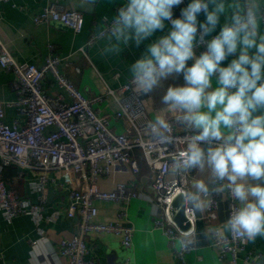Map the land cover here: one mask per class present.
<instances>
[{
    "label": "built area",
    "instance_id": "1",
    "mask_svg": "<svg viewBox=\"0 0 264 264\" xmlns=\"http://www.w3.org/2000/svg\"><path fill=\"white\" fill-rule=\"evenodd\" d=\"M34 21L37 24L60 21L76 33L81 32L85 25L83 12L65 8L58 0L50 2L42 11L36 13ZM95 33H91L87 43L80 48L83 53L96 42ZM199 34L198 25L197 41ZM215 35L217 34L211 33L206 36L204 43L194 47V51L200 54L206 51L207 41ZM61 63L62 57L56 53L53 44H49V54L40 66L19 63L10 50L0 44V65L15 75L14 87L17 93L15 100H0V207L5 220L11 223L20 215L40 218L50 183L61 177L63 172L70 171L80 175L84 186L73 188L69 193L67 215L79 217V231L60 240L59 254L66 259V264H99L96 258L88 257L86 236L91 232L119 235L124 248L131 249L135 227L129 218L128 207L136 198L151 202L153 229L160 230L168 239L174 251L175 264H188L187 255L196 248L197 243L194 240L193 245L181 249L177 238L182 232L195 236V223L200 218L206 222V234L216 249L219 260L238 264L240 252L245 250L244 241L233 238L231 233H224L217 224L220 198L225 196L227 199L229 218L232 207L237 203L228 192L223 195L214 193L213 204L206 209L205 215L194 213L185 207V213L191 222L188 231L182 230L173 221L170 212L173 199L182 190H191L192 181L197 177L192 170L179 175H174L170 170L172 152L183 145L177 146L173 143L161 146L151 139L146 127L152 120L145 105L147 94L139 93L129 78L118 88L107 87L102 95L88 98L64 74ZM47 75L53 77L70 100H65L63 94L53 97L44 90L43 83ZM109 96L115 98L118 109L114 113H101L94 105ZM6 107H15L18 110L19 117L12 123L5 120ZM23 118L25 121L21 124ZM112 120H121L124 123L123 131L111 127ZM169 121L174 136L182 138L190 134L178 130L174 120ZM136 150L141 152L149 167L153 178V194L139 190L133 180L119 181L111 190L103 189L99 184L103 177L117 171H126L133 176L140 173ZM10 165L19 167L18 175L21 177L31 171L38 173L35 182L37 201L20 196L6 183L4 170ZM212 186L214 185L210 187ZM97 201L121 204L116 218L106 222L98 221ZM214 229L217 230L215 233ZM2 258L3 253L0 251V259ZM261 258V252L248 251L242 261L244 264H264Z\"/></svg>",
    "mask_w": 264,
    "mask_h": 264
},
{
    "label": "clouds",
    "instance_id": "2",
    "mask_svg": "<svg viewBox=\"0 0 264 264\" xmlns=\"http://www.w3.org/2000/svg\"><path fill=\"white\" fill-rule=\"evenodd\" d=\"M112 2L84 0L89 7ZM183 2L122 0L111 20L97 28L98 54L120 57L132 44L139 46L163 30L165 21L170 22V31L147 44L128 72L141 94L152 93L182 73L185 84L169 85L161 103L176 114V125L190 134L174 136L172 124L163 115L148 122L147 130L161 146L183 145L172 152L169 167L174 175L208 170L207 180L194 179L191 190L181 191L183 205L194 213L203 212L213 204L214 193L228 192L237 203L223 230L255 244L264 240V0H190L180 18H173V8ZM201 12L206 20L199 23L197 41ZM222 15L226 22L197 56L194 47L216 31ZM238 50V56L222 67ZM190 60L193 63L188 66ZM194 242L191 233L182 232L177 238L181 249Z\"/></svg>",
    "mask_w": 264,
    "mask_h": 264
},
{
    "label": "crops",
    "instance_id": "3",
    "mask_svg": "<svg viewBox=\"0 0 264 264\" xmlns=\"http://www.w3.org/2000/svg\"><path fill=\"white\" fill-rule=\"evenodd\" d=\"M55 0H11L0 1V44L6 46L16 61L19 63H33L38 66L45 62L49 54V44H53L56 53L62 57L61 69L64 74L78 87L88 98H94L105 93L107 87L118 88L126 83L130 77L128 67L139 59L145 52L147 44L166 35L171 24L165 21L163 30H157L149 40L139 46L132 44L123 51L120 57H102L98 54L97 41L83 53L80 48L87 43L91 33L96 32L98 26L116 14L122 6V0H114L112 3L98 4L94 7L85 5L84 0H58L65 8L77 9L84 14L85 25L81 32L76 33L65 25L54 21L36 23V13ZM185 4L173 8V18H180L181 10L187 7ZM211 7V6H210ZM107 17V20L105 19ZM198 25L206 20L203 12L198 14ZM226 17L221 16L215 32L218 34ZM264 31V25L261 28ZM197 56L199 52L194 51ZM236 54L230 55L221 63L227 67ZM191 66L193 61H188ZM15 75L6 71L0 65V100L12 101L17 98L14 87ZM212 87L217 86L216 77H212ZM185 81L183 74L169 78L163 85L145 96V105L149 117L153 120L156 115H163L167 119L175 121V113L169 112L167 106L161 103L162 95L169 85L183 86ZM44 90L51 96L57 97L63 94L65 100H70L68 94L59 87L51 75H47ZM101 113H114L118 109L114 97H106L101 103H95ZM259 114V113H257ZM19 117L15 107H6L5 120L12 123ZM25 119L23 118L21 124ZM111 127L117 131H123L124 123L121 120H112ZM178 130H183L177 126ZM51 130V128L49 129ZM207 148L208 145L204 144ZM135 153L139 155V151ZM140 173L133 176L129 172H115L110 176L99 180L100 186L105 190H111L119 181L133 180L139 190L153 194L152 175L147 162L140 158ZM197 179L209 178L207 169L192 170ZM38 173L28 172L15 184L17 193L24 197L37 201L35 182ZM51 175V173H50ZM212 184H210L211 186ZM84 183L79 174L65 171L55 182H51L45 208L40 218L32 215H20L11 223L7 222L3 210L0 207V251L3 258L0 264H66V259L59 254L60 240L68 238L79 231V217H69L67 209L70 198L69 193L73 188H83ZM223 195V194H222ZM221 195V196H222ZM99 208L98 221L106 222L116 218L121 204L112 201H97ZM129 218L135 227L133 246L126 249L122 245V237L113 233L91 232L86 236L89 248L88 257H94L99 264H175L173 249L166 236L158 229H153V215L151 202L146 199H133L128 207ZM205 211L200 212L205 215ZM228 202L225 196L220 198L218 221L222 231L225 232L224 223L228 220ZM205 229H206V222ZM192 238L197 243L196 236ZM35 241V243H34ZM245 243V250L240 252L238 264H244L243 256L248 251L262 253L264 262V240L258 239L255 244ZM130 258L131 260H127ZM188 264H229L221 261L217 251L213 247L208 235L197 243L196 248L187 255Z\"/></svg>",
    "mask_w": 264,
    "mask_h": 264
},
{
    "label": "water",
    "instance_id": "4",
    "mask_svg": "<svg viewBox=\"0 0 264 264\" xmlns=\"http://www.w3.org/2000/svg\"><path fill=\"white\" fill-rule=\"evenodd\" d=\"M56 23L64 25L60 21H55ZM181 192H179L175 198L173 199L172 202V207H171V217L173 221L178 225L182 230L188 231L191 228V222L188 219L186 213H185V206L183 205L182 201L180 200V195ZM200 215V213H198ZM204 219L200 218L196 221L195 223V232H196V238L197 243L200 242V239H203L206 237V229H205V223Z\"/></svg>",
    "mask_w": 264,
    "mask_h": 264
},
{
    "label": "trees",
    "instance_id": "5",
    "mask_svg": "<svg viewBox=\"0 0 264 264\" xmlns=\"http://www.w3.org/2000/svg\"><path fill=\"white\" fill-rule=\"evenodd\" d=\"M19 174V167L17 165H10L4 170V179L6 183L15 188V184L18 182L17 177Z\"/></svg>",
    "mask_w": 264,
    "mask_h": 264
},
{
    "label": "rangeland",
    "instance_id": "6",
    "mask_svg": "<svg viewBox=\"0 0 264 264\" xmlns=\"http://www.w3.org/2000/svg\"><path fill=\"white\" fill-rule=\"evenodd\" d=\"M139 153H140V154L138 155V159H139V161H140V158H143V157H142V155H141V152H140V151H139ZM139 163H140V162H139Z\"/></svg>",
    "mask_w": 264,
    "mask_h": 264
}]
</instances>
